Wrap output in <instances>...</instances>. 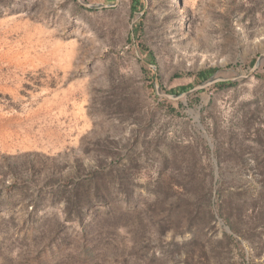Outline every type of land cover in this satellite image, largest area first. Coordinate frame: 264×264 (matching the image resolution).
Here are the masks:
<instances>
[{
    "label": "rangeland",
    "instance_id": "1",
    "mask_svg": "<svg viewBox=\"0 0 264 264\" xmlns=\"http://www.w3.org/2000/svg\"><path fill=\"white\" fill-rule=\"evenodd\" d=\"M131 5L0 0V264H264V0Z\"/></svg>",
    "mask_w": 264,
    "mask_h": 264
},
{
    "label": "water",
    "instance_id": "2",
    "mask_svg": "<svg viewBox=\"0 0 264 264\" xmlns=\"http://www.w3.org/2000/svg\"><path fill=\"white\" fill-rule=\"evenodd\" d=\"M78 1H79V3L82 6H84L85 8H88V9H93V8H115L119 4V0H115V3L114 4H110V5H108V4H89V3L84 2L83 0H78ZM263 57H264V55L257 58V61H256L255 65L250 70V72H249V74L247 76L252 75L253 73H255L259 69ZM153 68H155V67L153 66ZM224 81H226V80L222 79V78H215L213 76L209 80L199 84L198 86L194 87L190 91L182 93L180 95H175V94H169V93L163 92V90H162V88H161V86L159 84V81L156 79V81H155V89H156L157 95L159 97H161V98H166V99H169V100H181V99H186L187 97H189L192 94L201 92V91L207 89L208 87H210L212 85H215V84H217L219 82H224Z\"/></svg>",
    "mask_w": 264,
    "mask_h": 264
},
{
    "label": "trees",
    "instance_id": "3",
    "mask_svg": "<svg viewBox=\"0 0 264 264\" xmlns=\"http://www.w3.org/2000/svg\"><path fill=\"white\" fill-rule=\"evenodd\" d=\"M104 2H108V3H114L115 0H102ZM144 8V0H132V5H131V10L132 12H137V11H142ZM153 70L150 67H145V74L148 76V73L152 72ZM217 72L216 68H207V69H203L200 72L197 73L196 75V80L198 82V84H201L207 80H209L210 78H212ZM231 83H224V82H220L217 84V86H224V85H230ZM189 90H186L185 88H180L177 91H171V94H175V95H180L182 93L188 92Z\"/></svg>",
    "mask_w": 264,
    "mask_h": 264
}]
</instances>
